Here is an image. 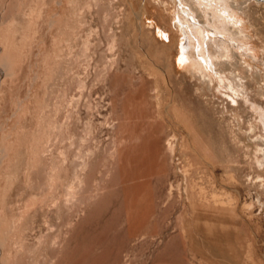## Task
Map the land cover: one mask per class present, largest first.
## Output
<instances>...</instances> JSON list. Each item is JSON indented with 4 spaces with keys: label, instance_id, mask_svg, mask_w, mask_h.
I'll return each instance as SVG.
<instances>
[{
    "label": "rangeland",
    "instance_id": "rangeland-1",
    "mask_svg": "<svg viewBox=\"0 0 264 264\" xmlns=\"http://www.w3.org/2000/svg\"><path fill=\"white\" fill-rule=\"evenodd\" d=\"M228 4L191 3L241 32L218 81L173 0H0V264H264V0Z\"/></svg>",
    "mask_w": 264,
    "mask_h": 264
},
{
    "label": "bare ground",
    "instance_id": "bare-ground-1",
    "mask_svg": "<svg viewBox=\"0 0 264 264\" xmlns=\"http://www.w3.org/2000/svg\"><path fill=\"white\" fill-rule=\"evenodd\" d=\"M177 1L173 0L176 5L171 12L173 24L170 25L164 21L165 28L162 30L165 39L169 40L171 36L168 31H172L171 33L175 37L174 42L179 47L178 62L181 65L188 63L192 70L196 69L201 74L207 73L211 78L216 77L218 81H222L224 76H221V73H224L225 69L235 60L233 53L236 48L228 41L234 39V36L240 37L241 32L234 31L227 35L222 30L225 25L219 24L218 21L212 24L201 21L203 13L200 11H210L215 16H233L234 10L228 4V0ZM191 3H198L201 10L195 8ZM149 26L153 29L156 28L159 34L162 33V30L155 24L151 23ZM224 35H226L227 41ZM236 64L241 66L242 62L236 61L233 65ZM233 102L236 104L237 101L233 100Z\"/></svg>",
    "mask_w": 264,
    "mask_h": 264
}]
</instances>
